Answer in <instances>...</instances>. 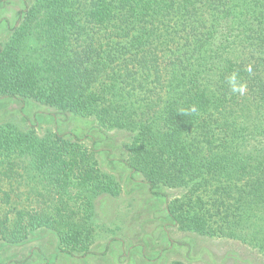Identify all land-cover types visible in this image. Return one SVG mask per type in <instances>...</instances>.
Masks as SVG:
<instances>
[{"label":"trees","instance_id":"1","mask_svg":"<svg viewBox=\"0 0 264 264\" xmlns=\"http://www.w3.org/2000/svg\"><path fill=\"white\" fill-rule=\"evenodd\" d=\"M11 30L0 92L53 106L55 129L0 124V243L50 227L90 252L91 197L119 183L62 130L74 114L131 131L120 161L155 195L187 188L168 206L184 228L264 252V0H37Z\"/></svg>","mask_w":264,"mask_h":264},{"label":"rangeland","instance_id":"2","mask_svg":"<svg viewBox=\"0 0 264 264\" xmlns=\"http://www.w3.org/2000/svg\"><path fill=\"white\" fill-rule=\"evenodd\" d=\"M36 1L7 0L6 5L0 7V24H6L5 20L1 22L2 18L9 25L0 29L1 40H8L12 35L11 26L16 24L18 12L33 6ZM52 112H55L53 106L34 100L22 110L18 99L0 92V124L23 131L34 124L38 135L43 136L55 129L50 117ZM92 124L74 114L62 124L63 131L75 132L88 145L98 141L96 146L103 150L96 152L100 169L119 183L117 193L91 197V245L88 250L92 253L83 255L84 250L75 249L74 257L60 255L56 258L58 247H67L55 229L43 227L32 232L21 245L1 242L0 264L6 263L8 255L13 259L10 264H170L174 261L186 264H264V252L247 241L184 228L171 216L168 206L173 200L184 201L187 188L164 186L162 190L166 197L153 195L144 175L132 172L120 161L127 155L126 144L132 138V132L103 128L105 132L101 134L91 129ZM86 131L89 137L85 135ZM75 133L69 136L74 138ZM107 149L112 150L110 160H114L113 163L108 159ZM211 213L209 218L216 226L214 220L217 217ZM17 258L26 259V262L19 263L15 261Z\"/></svg>","mask_w":264,"mask_h":264},{"label":"flooded vegetation","instance_id":"3","mask_svg":"<svg viewBox=\"0 0 264 264\" xmlns=\"http://www.w3.org/2000/svg\"><path fill=\"white\" fill-rule=\"evenodd\" d=\"M149 185V184H148ZM149 189H150V192L153 194V195H155L153 192H152V190H151V187L149 186ZM162 192L164 193V191L162 190ZM155 196H158V195H155ZM158 197H166V195H165V193H164V195L163 196H158ZM66 250V248H64V246H60V248L58 247V250H57V253L55 254V257L56 258H58L60 255H65L66 257H74L75 255H76V252H75V250H73L72 251V254H68L67 252H64ZM67 251V250H66ZM90 251V250H89ZM92 253V251H90V252H84L83 253V255H89V254H91ZM55 258V259H56ZM15 261H17V262H19V263H23V262H26V259H19L18 260V258H17V260H15ZM152 261H156V259H153ZM4 262H6L5 264H10V263H12L13 262V259H12V257H11V255L9 256H6V258H5V261ZM47 264H50L49 262H47Z\"/></svg>","mask_w":264,"mask_h":264}]
</instances>
